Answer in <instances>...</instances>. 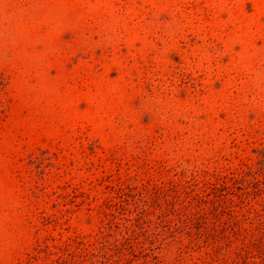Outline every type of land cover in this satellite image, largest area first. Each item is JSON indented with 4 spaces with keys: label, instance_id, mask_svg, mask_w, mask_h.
Returning <instances> with one entry per match:
<instances>
[{
    "label": "rangeland",
    "instance_id": "rangeland-1",
    "mask_svg": "<svg viewBox=\"0 0 264 264\" xmlns=\"http://www.w3.org/2000/svg\"><path fill=\"white\" fill-rule=\"evenodd\" d=\"M240 177L264 196V0H0V264H170L160 224Z\"/></svg>",
    "mask_w": 264,
    "mask_h": 264
},
{
    "label": "trees",
    "instance_id": "trees-1",
    "mask_svg": "<svg viewBox=\"0 0 264 264\" xmlns=\"http://www.w3.org/2000/svg\"><path fill=\"white\" fill-rule=\"evenodd\" d=\"M229 180L215 186V193L208 197L195 196V203L180 211L176 221H163L156 229L155 240L166 251L172 250L170 264H253L249 261L252 254L259 258L258 264H264V196L259 197V188L250 191L251 184L244 178ZM220 186L225 190L218 192ZM228 194L238 197L237 203ZM257 197L258 207H245L246 200ZM145 230L141 227L138 236L150 243L151 233ZM103 235L89 247L78 241L63 246L38 264H130L127 255L135 253L136 237L110 242Z\"/></svg>",
    "mask_w": 264,
    "mask_h": 264
}]
</instances>
